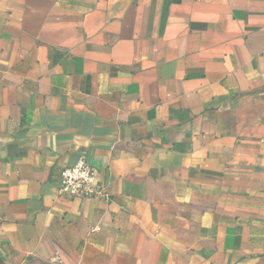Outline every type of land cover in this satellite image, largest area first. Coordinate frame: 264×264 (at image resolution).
Segmentation results:
<instances>
[{
    "label": "crops",
    "instance_id": "crops-1",
    "mask_svg": "<svg viewBox=\"0 0 264 264\" xmlns=\"http://www.w3.org/2000/svg\"><path fill=\"white\" fill-rule=\"evenodd\" d=\"M54 256L264 264V0H0V264Z\"/></svg>",
    "mask_w": 264,
    "mask_h": 264
},
{
    "label": "built area",
    "instance_id": "built-area-1",
    "mask_svg": "<svg viewBox=\"0 0 264 264\" xmlns=\"http://www.w3.org/2000/svg\"><path fill=\"white\" fill-rule=\"evenodd\" d=\"M97 176V168L88 162L85 153H80L73 165L60 172L58 193L78 197L102 195L103 188L98 183ZM52 261L61 264L58 256H54Z\"/></svg>",
    "mask_w": 264,
    "mask_h": 264
}]
</instances>
